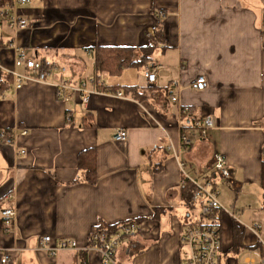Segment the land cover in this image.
<instances>
[{"label":"crops","instance_id":"crops-1","mask_svg":"<svg viewBox=\"0 0 264 264\" xmlns=\"http://www.w3.org/2000/svg\"><path fill=\"white\" fill-rule=\"evenodd\" d=\"M17 9L27 28L0 22V127L16 133L13 145L0 142V253L8 250L11 264H78L101 220L141 217L138 233L117 250V264H184L181 234L190 211L183 210L182 174L201 177L218 152L234 170L232 181L216 177L218 264H263L264 0H31ZM152 42L155 82L136 67L98 73L95 46ZM16 46L29 58L65 64L76 80L95 79L87 88L97 91L87 104L78 96L64 102L53 77L30 78L15 90ZM199 75L209 81L204 90L191 87ZM135 85L148 97L122 88ZM188 107L215 126L185 147ZM119 128L129 129L127 140H115ZM87 148L97 150L95 184L74 182ZM7 206L16 211L10 233ZM158 208L165 212L155 218ZM47 235L53 243L73 239L78 249L52 255L40 248ZM87 264H103L100 254L89 249Z\"/></svg>","mask_w":264,"mask_h":264},{"label":"built area","instance_id":"built-area-1","mask_svg":"<svg viewBox=\"0 0 264 264\" xmlns=\"http://www.w3.org/2000/svg\"><path fill=\"white\" fill-rule=\"evenodd\" d=\"M31 0H11L10 2L0 3V22L5 21L10 28L18 31L27 28L30 21L22 18L17 8L30 3ZM161 15L163 13L161 12ZM151 37H154L153 28L148 29ZM91 52V49L88 50ZM16 58L15 67L10 71L14 78L15 90L21 88L23 84L30 78L41 82L50 81L56 88L57 98L69 102L73 97H80L82 102L87 104L90 95L97 91V88H87L88 82L96 83L95 79H74L68 75L67 66L63 63L49 62L42 58H29L26 56L25 50L19 46L15 48ZM19 67H25L29 74H22L18 71ZM144 75L151 83L156 80V73L150 63L144 69ZM209 81L205 75H199L191 84L195 90H204L208 87ZM117 95L123 96L122 92ZM177 98L174 96L173 101ZM183 111H188L186 108ZM67 122H72V111H67ZM191 129L187 133H182L181 143L185 147H189L193 143V135L204 137L208 130L215 126L212 118L203 117L191 124ZM23 133L27 130L23 129ZM16 133H13L7 127H0V142L8 145L15 143ZM116 141H125L129 138L128 128H119L114 136ZM24 150H21L23 153ZM183 166V164H182ZM181 185L192 183L196 187V191L192 198L193 210H197V214H190L181 234V243L188 250L184 264H218V256L221 251V233L218 223L216 222V211L222 209V205L218 199V190L216 186V177L226 181H232L234 178V170L228 163L226 157L221 153H214L211 166L208 172L201 177H191L183 171ZM9 194V198H12ZM4 222V231L7 233L14 232L16 211L13 206H7L2 209ZM194 216V217H192ZM141 228V224L133 222L129 225L122 226L114 233L103 231H92L89 235V245L84 249H93L97 251L102 259L103 264H117L116 253L119 247L129 237L134 236ZM41 249L46 250L52 255L66 250H77L78 244L73 239H61L57 243H53L51 236H43L41 238ZM0 264H11V256L8 250L0 253ZM264 264V261H263Z\"/></svg>","mask_w":264,"mask_h":264},{"label":"trees","instance_id":"trees-1","mask_svg":"<svg viewBox=\"0 0 264 264\" xmlns=\"http://www.w3.org/2000/svg\"><path fill=\"white\" fill-rule=\"evenodd\" d=\"M11 0H0V3L10 2ZM156 44L154 42L149 43L145 46L134 47V46H102L97 45L93 48L94 50V60L98 73H109L118 74L122 69L126 67H136L139 69H145L152 62V54ZM12 76V75H11ZM13 77V76H12ZM1 88V87H0ZM102 88V87H101ZM125 93L134 95V97L145 96L148 97L143 90L138 85L135 86H123ZM4 90L0 89V95ZM162 94V93H161ZM160 94V95H161ZM163 96V94H162ZM187 115L189 116L182 126V133H187L191 129V124L198 120L195 115V108L188 107ZM78 175L74 182H88L90 184H95L98 181V159L97 150L95 148H87L82 150L78 154ZM262 185H263V204L262 209H264V161L262 163ZM196 191V187L192 183H187L181 186L180 195L182 203L193 210L192 198ZM160 210L165 212V209L158 208L155 209V218L158 217ZM189 210V211H190ZM192 215V212H190ZM216 220V216L214 218ZM144 218H134L125 221H121L115 224H107L104 221L92 228V231H103L107 233H114L119 230L122 226L129 225L133 222L141 224ZM91 231V232H92ZM90 243H88L89 245ZM135 243L132 247L135 248ZM87 249L80 250L78 253L80 262L78 264H87Z\"/></svg>","mask_w":264,"mask_h":264},{"label":"rangeland","instance_id":"rangeland-1","mask_svg":"<svg viewBox=\"0 0 264 264\" xmlns=\"http://www.w3.org/2000/svg\"><path fill=\"white\" fill-rule=\"evenodd\" d=\"M219 196V195H218ZM228 209H230L229 207H228ZM183 210L185 211V212H187V211H189L190 209L188 208V207H186V206H183ZM190 212H192V214H197V210H190ZM192 217H194V216H192ZM183 254H184V256H187V254H188V250L186 249V247H184L183 248Z\"/></svg>","mask_w":264,"mask_h":264}]
</instances>
